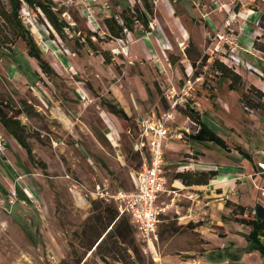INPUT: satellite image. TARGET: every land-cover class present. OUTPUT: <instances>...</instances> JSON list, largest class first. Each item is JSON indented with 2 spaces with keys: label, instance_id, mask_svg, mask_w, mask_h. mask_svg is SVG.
<instances>
[{
  "label": "rangeland",
  "instance_id": "1",
  "mask_svg": "<svg viewBox=\"0 0 264 264\" xmlns=\"http://www.w3.org/2000/svg\"><path fill=\"white\" fill-rule=\"evenodd\" d=\"M40 1L67 25L64 36L38 7L23 2L20 16L53 72L41 70L22 40L13 52L0 50V103L15 115L21 101L27 102L29 113L19 118L34 155L31 160L0 122L7 147L0 151V264H208L219 245L246 246L248 230L234 220L235 202L227 195L256 206L251 186L264 188V99L259 102L249 90L253 86L264 93L259 48L264 0H200L208 15L188 14L192 0L172 4L174 9L167 0H150L151 31L135 21L123 41L106 34L104 19L115 14L123 20V9L141 0ZM160 33L164 44L158 42ZM189 40L201 53V59L195 54V67L187 56ZM204 56L206 65L200 63ZM215 60L240 74L242 84L232 89L231 80L213 68ZM187 105L200 112L227 148L186 140L198 130L181 111ZM114 107L123 108L128 118L115 115ZM169 112L174 120L165 147L166 212L159 241L149 249L114 201L92 193L104 180L113 193L134 189L146 160L136 145L139 119ZM232 166L235 174L228 175ZM210 169L218 171L216 181H231L237 174L247 184L209 198L206 192L220 189V182L200 188L177 178L181 172ZM68 175L84 187L82 196L72 193ZM248 261L260 264V254L252 253Z\"/></svg>",
  "mask_w": 264,
  "mask_h": 264
},
{
  "label": "trees",
  "instance_id": "2",
  "mask_svg": "<svg viewBox=\"0 0 264 264\" xmlns=\"http://www.w3.org/2000/svg\"><path fill=\"white\" fill-rule=\"evenodd\" d=\"M141 1L143 2L141 5L136 3L134 7L127 5L123 9V13L125 14V18L123 19L124 24H121L118 21V19L115 17V14L104 19V24L107 29L106 34L111 39H125V28L127 26H132L135 21L140 22L147 32L151 31L148 16L153 17L154 6L150 0ZM23 2H26L32 7L40 8L46 17L47 22L55 29V31L61 36H64L65 34L64 30L67 25L60 20L57 13L53 11L51 5L48 3L40 0H0V50L13 52V47L19 40H22L27 46L28 55L38 61L41 70L46 75H50L53 72L51 66L49 65L48 61L44 59L43 54L36 44L30 30L26 28L21 19L20 10L22 8ZM259 23L260 26L264 28V14L262 15ZM91 35H96V33H91ZM87 40L92 44L90 36L87 38ZM259 48L260 50L264 51V45H261ZM195 54L200 56L201 59L200 51L197 49L194 42L189 40L187 56L193 67H195L199 61V58H196ZM208 59L209 57L204 56L200 63L206 65ZM213 68H215L216 72L222 77L231 80L232 89H235L237 85L242 84L241 75L226 65L223 61L215 60L213 63ZM194 74L199 76L197 73ZM36 75L40 78L38 72H36ZM249 90L258 97L259 102L264 99V93L260 89L252 86ZM247 96L248 95H244V97ZM248 104L249 106H257L254 105L252 101H249ZM21 106L22 109L18 110L15 115H9L8 112L2 107V103H0V122L6 131L11 134L23 148L27 150L29 158L34 160L33 150L30 143L28 142L29 134L27 127L19 118L21 114L29 113L27 108L28 104L25 101H21ZM261 107H264V104H261ZM181 111L198 125V130L196 132L186 135V140L189 143L213 142L222 148L228 147L226 141L209 127L207 122L201 117L200 112L196 108H191L189 105H187L186 108H181ZM112 112L118 117L125 119L128 118L126 111L121 107H114ZM239 151L245 155L247 159H250V157L242 149H239ZM217 174L218 171L216 170H206L202 171L201 173L186 171L178 173L177 178L187 186L206 185ZM232 213L235 216L234 220L236 222L248 227L249 232L245 235V239L248 244L246 247L236 250H232L230 246H225L224 248L218 247L216 252L211 254L210 260L221 261L228 259L236 264V262L241 260L242 253H251L254 251L259 252L261 257L264 258V207L257 205L256 207L251 208L239 204H233ZM99 245L100 243L98 246Z\"/></svg>",
  "mask_w": 264,
  "mask_h": 264
},
{
  "label": "built area",
  "instance_id": "3",
  "mask_svg": "<svg viewBox=\"0 0 264 264\" xmlns=\"http://www.w3.org/2000/svg\"><path fill=\"white\" fill-rule=\"evenodd\" d=\"M121 24L124 21L115 15ZM128 32L127 27L125 33ZM123 41V39H120ZM174 120V113H165L162 116L147 115L139 119L140 136L136 143L137 149L146 154L142 169L136 174L132 191H115L109 189V181L98 184L92 193L96 199L114 201L120 215H128L141 240L149 249H155L159 241V227L163 214L166 212L162 197L167 193L166 177L164 175L165 147L170 136V123ZM4 137L0 134V151L6 150ZM70 190L74 195L83 194V186L70 175ZM26 195H32L24 188Z\"/></svg>",
  "mask_w": 264,
  "mask_h": 264
},
{
  "label": "crops",
  "instance_id": "4",
  "mask_svg": "<svg viewBox=\"0 0 264 264\" xmlns=\"http://www.w3.org/2000/svg\"><path fill=\"white\" fill-rule=\"evenodd\" d=\"M159 1H161V2H163V0H155V2H159ZM186 1H189V0H167V3L170 5V7H172L173 9H174V7H173V5L172 4H178V3H181V4H187L186 3ZM192 6H194V8H192ZM192 6L191 7H187L186 6V10H188V14H196V12H198V14H207L208 12L205 10V8H202L201 9V7H200V0H192ZM171 12V11H170ZM170 14L171 13H169L168 11H166V9H165V16H166V18H170ZM176 15H178V14H176ZM208 15V14H207ZM204 16V15H203ZM161 29H159L158 31H160ZM162 33V32H161ZM159 34L158 35V42H160V44H164V42H165V40H166V38H165V36H164V34ZM159 46V45H158ZM16 74L17 73H15L14 74V76L16 77ZM264 165V164H263ZM228 169H231V170H229L228 172H229V174L228 175H234L235 173L234 172H232L233 170H234V167L232 166V167H228ZM211 170V169H210ZM237 170V169H236ZM235 171V170H234ZM237 171H239V170H237ZM219 178V173L208 183V184H206V185H195V187H200V188H206L210 183L211 184H213V183H215V182H220V184H222L221 186L222 187H220V189H216V190H212L211 191V193L208 195V192H206V197H209V198H213V197H216V198H221V197H223V196H225V195H227V192L229 191V190H235V189H238V188H243V186H245L246 184H247V182L245 181V178H241V177H239V175L237 176V174H236V177H234L231 181L229 180H221V179H219V180H221V181H216V180H218V178ZM259 178H260V175H257L256 174V176L254 177V182L256 183L258 180H259ZM238 182H240V184L238 183ZM235 183V185H232V184H234ZM239 184V185H238ZM226 186V187H225ZM251 191H252V193L255 195V198H256V200H258L257 202H259L257 205H260V206H262V207H264V197H262V196H264L263 194H264V188H262L261 190H259V188H258V185L256 184V189H253V187L251 186ZM261 191V194H262V196H260L259 195V192ZM234 195V194H233ZM227 197L228 198H231V200H233L235 203H232V205L233 204H239V205H243V206H246V207H251V208H254V207H256V206H249V205H245V203H244V200H243V197H242V199L240 200L239 198H238V196H229V195H227ZM238 200H240L241 202H239ZM211 203H214V200H211ZM211 203H209V204H211ZM223 205V204H222ZM224 206H225V203H224ZM232 209H233V207H232ZM232 209H231V211H232ZM241 225V224H240ZM241 226H244V225H241ZM246 227V226H245ZM247 228V230H248V232H249V229H248V227H246ZM246 234H248V233H246ZM247 242V241H246ZM248 244V243H247ZM227 246H229V245H227ZM247 246V245H246ZM246 246H244V247H246ZM219 247L220 248H224L225 247V245H219ZM255 252H257V251H254V252H251V253H247V255H245V256H242L241 257V260L239 261V262H236V264H250L249 263V261H248V257L252 254V253H255ZM259 253V252H258ZM246 254V253H245ZM260 254V253H259ZM260 258H261V263L260 264H264V258L263 257H261V255H260ZM208 264H235V263H233V262H231L230 260H228V259H225V260H221V261H208Z\"/></svg>",
  "mask_w": 264,
  "mask_h": 264
},
{
  "label": "water",
  "instance_id": "5",
  "mask_svg": "<svg viewBox=\"0 0 264 264\" xmlns=\"http://www.w3.org/2000/svg\"><path fill=\"white\" fill-rule=\"evenodd\" d=\"M99 244V243H98Z\"/></svg>",
  "mask_w": 264,
  "mask_h": 264
}]
</instances>
